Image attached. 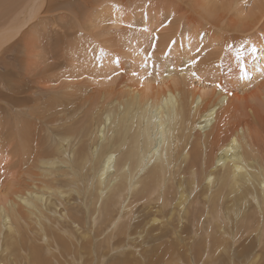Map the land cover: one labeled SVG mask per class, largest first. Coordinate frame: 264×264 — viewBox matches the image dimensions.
Segmentation results:
<instances>
[{
	"label": "bare ground",
	"instance_id": "6f19581e",
	"mask_svg": "<svg viewBox=\"0 0 264 264\" xmlns=\"http://www.w3.org/2000/svg\"><path fill=\"white\" fill-rule=\"evenodd\" d=\"M29 1L18 20L0 30V49L13 38L19 43L0 57L6 61L11 54L4 99L10 121L0 138L8 143L16 171L0 192V264H264V80L239 93L244 84L234 79L239 73L234 26L217 27L232 36L221 35L223 47L213 51L194 35L202 26L193 17L198 0H189L191 11L183 7L182 14L179 4L151 0L179 22L157 38V56L177 43L165 58H156L153 77L140 73L137 84L119 71L124 65L116 55L100 60L84 43L24 35L40 4ZM115 13L114 22L126 26L113 36L120 47L115 41L100 49L122 54L127 40L122 33L133 24L129 14ZM91 14L86 19L96 29L100 18L94 21ZM140 25L150 27L147 19ZM207 26V32L213 28ZM244 36L240 39L248 41ZM197 55L194 68L179 70ZM85 65L100 82L89 90L59 91L56 82L81 75ZM221 68L231 76L228 83ZM191 71L209 73L211 89L192 86Z\"/></svg>",
	"mask_w": 264,
	"mask_h": 264
},
{
	"label": "rangeland",
	"instance_id": "374dc122",
	"mask_svg": "<svg viewBox=\"0 0 264 264\" xmlns=\"http://www.w3.org/2000/svg\"><path fill=\"white\" fill-rule=\"evenodd\" d=\"M22 1L25 4H23ZM132 1L133 0H105V1H103V0L102 1L101 0H99V1L98 0H40V4L37 5L33 18L29 21L28 25H30V26H27L24 29V32L26 31L24 33V35L30 37V36L35 35V32H39L40 38H45L47 40V42H51V41L67 42L69 40L72 42H79L81 44L84 43V46L89 47V49L91 50V53L93 51H98L97 55H99L100 60H102L104 58L109 59L110 58L109 55H111V56L116 55L119 58V60H123L121 62L124 65L123 69L120 68L119 71H121L122 73L124 72L123 76H126V78L128 79L127 80L128 82L135 83L133 81H136L137 79H135V78H138V76L141 77L142 75H144L145 78L153 77V75H154L153 71L156 68V67H154V65L157 64L154 62H158L157 59H159L162 56V54L160 57L157 56V51H158L157 39L155 42L156 43L155 49L153 50L152 47H150V46H152V43H153L152 42L153 34L157 35L156 36L157 38H159L162 35H165V33L168 34L169 30L171 29V26L175 23L178 24L179 22H178V17H174V16L171 17V16H169V14H167L165 12V10H163V9H165V5H163L162 3H161L162 5L157 4V6L161 5V6H158L159 7L158 8L155 5L156 3H154V5L152 4L153 2L151 0H146V1H148V3L144 0H134V2L136 1V3L132 2ZM137 1H139L140 3L139 2L137 3ZM199 1L200 2L203 1V4L202 3L200 4ZM29 2H30L29 0H26V1L25 0H0V30H2L5 27H9L13 23H15L18 20V18L20 17V14H21L22 10L24 9V7ZM97 2H98V4H97ZM101 2H104V3H101ZM154 2H157V1H154ZM164 2L167 4H171V5H173V4L178 5L179 4L180 14H182L181 11L187 10L189 8V6H193L192 2H190L189 0H164ZM219 2H220V0H198L197 1L198 10L200 9L199 11L197 10L198 11V13H197L198 15L196 16L197 18H195L193 11L191 13L193 14L194 19L195 20L197 19L198 22H200V24L203 27L200 26V27H202V28H200L197 25L196 28H199V29L196 30L197 33L195 31V34L194 33L193 34L195 36L197 34V37L200 36L198 38L200 41V44H201V40L202 39L204 40V41L202 40L204 42L203 45L204 44L205 45L207 44V45L206 46L202 45L203 47H208L213 51H218V48L223 47L221 45L222 43L220 44V42L223 40L224 34L227 35V36H225L227 38L229 36L230 37L232 36L230 34V32H229L230 35L228 36L226 31H222V29H220V28L224 27V24L225 25L230 24L231 26H234L233 29L235 31H231V33L234 34L236 32L234 35L236 38L234 36L233 37H234V40H236V41L239 38L238 39L239 44L243 42V39L241 40L240 37L242 38L243 35H245L244 38L248 36L247 37L248 41L251 42L252 44L249 43L247 41V39H245L244 42L242 43L243 48H245V50L247 49L246 52H245V50H242L243 48H241V50H240L239 48L241 47V45H239V44L237 45V42L231 38V40H233V45L236 44V45H234V47L235 46L239 47V48L232 47L233 53L235 54L237 61H239L238 62L239 67H237L239 69V73H238V76H234L235 77L234 79L239 80V85H241L240 87H242V82L244 84L243 85L244 88L242 90H241V88L238 89L239 93H240V91L241 92H243V90L245 91V89L247 90L245 92L250 91L252 88L255 90V89H257L258 86H261V84H263V80H264V56H263L264 55V48H263L264 45H261L262 47L259 46L261 43H263L262 41H264V38H262V37H264V34H263L264 28L262 29L263 31H259V30H261V28H260L261 23L264 22V10H262V8H264V0H234V1H232V0H230V1L229 0H221L222 3H219ZM143 3L146 5H144ZM205 3L207 4V6ZM215 3L218 5L215 6ZM225 3H230V4H228L229 5L228 6ZM261 3H263V4H261ZM95 4H97L98 7ZM119 4H120L121 8L118 7ZM210 4H213V5L209 6ZM141 5H142V7H140ZM231 5H232V7H231ZM257 5H261V8H260V6H257ZM94 6H96L97 8H95ZM109 6H110V8H109ZM145 6L147 8L149 7L147 10L151 16H149V14H147L148 12L146 13L147 10H146ZM219 6L223 10L222 11L220 10V13L217 14V10L220 9V8H218ZM183 7L187 8V9H183ZM153 8H155L154 9L155 13L158 12V10L159 11L162 10L163 12H165V15L162 12H161L160 16L157 14H153L154 12L150 11V10L153 11ZM210 8H214L215 11L209 12L207 9H210ZM143 9H145V10H143ZM225 10H226V12H224ZM261 10H262V12H261ZM113 11L116 12L115 14H117V13L120 14L121 12L129 14L131 17V23L133 24L131 27L127 28L125 32L122 33V35L127 38V40L125 41V45L122 49V54L111 53V49H106V51L104 50L102 52L100 51L101 50L100 48L107 46V43L113 44V42H115V41L117 42L116 45H118L120 47V42H119L120 38H115L113 36H116V34L121 35L122 30L124 28H126V26H125V24L115 23L116 21L114 22L115 19H113L111 17ZM142 11H143V13H142ZM188 11H191V9ZM201 11L204 15H202ZM91 12H92L91 15L94 14V16L91 17L92 20L95 21V20L100 18V20L98 21L99 24H98L96 29H91L93 26L90 27V25H91L90 21L88 19H86L88 14ZM206 12H208V13L206 14ZM95 13H97V14H95ZM144 13H146V14H144ZM200 13H201V15H200ZM261 13H263V14L260 15ZM134 14H135V16H134ZM143 14H144V16H143ZM152 14H153V16H152ZM132 15H133V18H132ZM105 16H106V21H105V18H103ZM165 16L169 17V18H166ZM199 16H200V18H199ZM201 16L203 17V19L201 18ZM249 16H251V17H249ZM257 16H259V17H257ZM261 16L263 18H261ZM209 17H211V18H209ZM111 18L113 19V21ZM134 18H135V20H134ZM256 18H257V20H255ZM260 18H261V20H260ZM142 19H147L148 24H150V27H147L148 25L141 26L140 22H142ZM170 19L172 20V22ZM247 19H249L248 25L245 23V21ZM220 20H222V21H220ZM235 20L237 22L238 21L240 22V23L239 22L237 23V25H236L237 28L235 27V25H233V24H236ZM251 20H253V21H251ZM258 20H260V22ZM100 21H101V23H100ZM257 21H258V23H257ZM182 22H180L181 24L179 25V30H178L179 32L182 28ZM251 22H253V23L251 24ZM209 23L212 25L213 28H211L207 32L206 27H208L207 25H209ZM231 23H233V24H231ZM254 23H256L255 28H252V25ZM218 26L220 28H217ZM256 26L257 27L259 26V28H260V29L257 28L259 31L258 34H256L258 32V31H256L257 30ZM239 27H241L242 30ZM245 27L249 28L250 30L246 29ZM144 29H147V30L145 31ZM254 29H255V31H254ZM199 30L201 31V34L199 33ZM237 30H240L241 32H237ZM210 31H211V34L209 36ZM157 32L159 33V36H158ZM161 32L163 34H161ZM221 32L223 34H221ZM243 33H245V34H243ZM252 33L253 34L255 33V34L252 35ZM193 34H192V38L194 36ZM238 34H240V35H238ZM241 34H243V35H241ZM259 34L263 35V36L255 37V35L258 36ZM207 35L209 38L208 41H207ZM221 35H223V36H221ZM237 35H238V37H237ZM250 36H252L253 38H250ZM145 37H146V40H145ZM225 37H224V39H226ZM254 37L256 38L255 39L256 41L254 40ZM260 37L262 38V40ZM181 38H182V36H181ZM205 38H206V41H205ZM257 39H259L260 41L259 40L257 41ZM253 40H254V42H253ZM11 41L6 42L7 44L5 43L4 44L5 46L4 45L2 46L3 50L0 49V52H1L0 57L1 58L4 59V56H1L2 54H4V53L8 54L9 53L7 50L10 46H14V45L19 44L18 41L15 40V38H13ZM196 41H198V40L196 39ZM247 42H248V44H251V45L255 44L256 45V51L255 52H252L250 50L251 45H248ZM259 42H261V43L258 44ZM169 45L167 46V48L163 52V56L161 57V59L165 58L169 54ZM233 45H231V46H233ZM245 45H247V46H245ZM48 48L51 51H53L54 53L59 52V50L57 48H53L51 46H49ZM236 48H237V50H236ZM80 50H81V48H80ZM155 50H157V51H155ZM238 50H240L241 52L244 53L243 57L241 55L243 53H241L240 51H239V53H235V52H238ZM69 51H71V49L67 50V52H69ZM150 51H151L153 56H152L151 60L147 61L149 63L148 64V63H145V57L147 54L146 52H150ZM60 52H61V50H60ZM76 53H78V50ZM246 53H248V54H246ZM12 55H17V48H15L13 50ZM9 56H10V60H11V54H9ZM9 56H8V60H6V61L1 60V58H0V60H1L0 61V92L1 91L3 92V93L2 92L0 93L1 97L3 95V98H0V129L1 130L4 126L9 125L8 122L10 121L8 118V108H6V107H8V102L4 101V99L6 98V94H7V92H6L7 91L6 80L5 79H6V69L8 67L7 61H9ZM78 56L80 57V54ZM143 56H144V58H143ZM140 58L144 59L143 62H141L139 60ZM161 59H159V60H161ZM247 59H249V60H247ZM59 60H61V59H59ZM154 60H156V61H154ZM244 60H246L247 62ZM3 62H4V64H3ZM254 62H255V64H254ZM16 67L19 70L22 69L21 65H19V64H18V66L16 65ZM222 69L223 68H221V70ZM81 70H82V74L79 76H75V77L68 76L67 78L62 77V79H60V81L58 80L56 82V85L57 84L59 85V88H60L59 91H61V92L70 91L72 88L75 89V88H83V87H84L83 89L89 90V88H94V85H95L94 83L100 82L101 79L99 77H94L91 74V71H92L91 68L89 69L85 65L84 67L81 68ZM251 70H253V71H251ZM137 71H139V73ZM142 71L144 73L145 72L146 73L144 74ZM223 71L224 72H222V71L221 72L225 74L224 69H223ZM242 71H247L250 74V79H241L240 76H241ZM121 72H118V73L121 74ZM133 73H136L137 75L134 76ZM140 73H142V74H140ZM149 73H151V75H149ZM207 74H209V73L206 72V75ZM197 75L199 76L200 74L197 73ZM202 75L204 76L205 73ZM202 75L199 76V77H201L199 79H196L195 77H193L191 75V78L193 80V81L191 80L192 86L193 85H199L200 86L203 84V85L207 86L209 89H211L210 87L212 84H210V83L213 79L212 76L211 75H209V76L205 75L206 77L205 76L203 77ZM188 76H190V75H188ZM223 76L226 77L225 79H227V80H225V81L228 83V79H230L231 76L227 75V73ZM191 78H188V79H191ZM141 79L143 80V77H141ZM141 79L138 78L139 81ZM137 82L138 81H136V83ZM260 82H262V83H260ZM235 83L237 84L236 86H238V82H235ZM257 83H259V84H257ZM62 84L65 86H63ZM256 85H258V86L255 88ZM95 88H96V86H95ZM5 100H7V99H5ZM4 116L7 118H4ZM4 121H5V123H4ZM4 124H6V125H4ZM0 134H2V132H0ZM0 141H1L0 142V149H1L0 150V153H1L0 154V174L2 176L0 179V192H2L1 190L2 189H3V191L6 190V188L8 187L7 184H9V181H11V179L14 176H16V171L11 168L12 167L11 165H12L14 159L11 160L12 154L8 151V149H9L8 143H6L5 145L3 144L4 145L3 146L1 144V143H3V139L0 138ZM68 177L72 178L73 176L68 175ZM74 182L78 183L77 187L79 189V187L81 185V179L80 178H77L76 180L74 179ZM67 185L69 187L76 188L71 183H67ZM115 212H118V211H115ZM87 220H88V218H87ZM90 227H92V225H90ZM118 232H119V234L123 233L121 231H118ZM105 233H109V229H107L103 232V234H105Z\"/></svg>",
	"mask_w": 264,
	"mask_h": 264
},
{
	"label": "snow or ice",
	"instance_id": "6c2138e0",
	"mask_svg": "<svg viewBox=\"0 0 264 264\" xmlns=\"http://www.w3.org/2000/svg\"><path fill=\"white\" fill-rule=\"evenodd\" d=\"M145 31L147 30V29H144ZM156 39H157V37L155 36V34H153V43H152V49L154 50L155 49V46H156ZM177 42L175 41V40H173L172 42H171V44L169 45V52H170V50H171V48H172V45L173 44H176ZM241 47H243V45H241ZM200 48H197V53H199L200 52ZM252 52H255L256 51V45L255 44H253L252 46H251V49H250ZM101 52L103 51V49H101L100 50ZM167 54V53H166ZM151 58H152V53L151 52H149V53H147L146 54V57H145V63H147V61L148 60H151ZM198 60H199V56L197 55V57L196 58H191V57H189V59L183 64V66L179 69L181 72H183L185 69H192V68H194V66L197 64V62H198ZM116 62L118 63L119 62V58L117 57L116 58ZM154 67H158V66H155L154 65ZM172 67H173V69L175 70V68H176V66H175V64H173L172 65ZM134 75H137L136 73H133ZM165 74H167V73H165ZM190 74L193 76V77H195L196 79H199L200 77L197 75V73L195 72V71H191L190 72ZM149 75H151V73H149ZM111 77H109V79H110ZM240 78L241 79H250V74L247 72V71H242V73H241V76H240ZM215 87H217V88H222L223 86H222V84H220V83H217L216 85H215Z\"/></svg>",
	"mask_w": 264,
	"mask_h": 264
}]
</instances>
